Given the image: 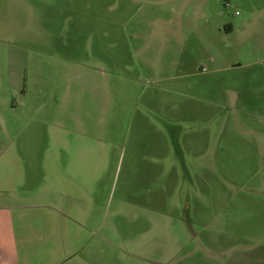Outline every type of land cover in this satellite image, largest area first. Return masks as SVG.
<instances>
[{
	"label": "rangeland",
	"instance_id": "rangeland-1",
	"mask_svg": "<svg viewBox=\"0 0 264 264\" xmlns=\"http://www.w3.org/2000/svg\"><path fill=\"white\" fill-rule=\"evenodd\" d=\"M232 21L264 0H0V170L53 213L84 181L62 264H264V38L216 74L193 30Z\"/></svg>",
	"mask_w": 264,
	"mask_h": 264
},
{
	"label": "crops",
	"instance_id": "crops-1",
	"mask_svg": "<svg viewBox=\"0 0 264 264\" xmlns=\"http://www.w3.org/2000/svg\"><path fill=\"white\" fill-rule=\"evenodd\" d=\"M195 15H199V12ZM193 30L202 43L213 48V52L206 51L204 56L207 54L206 58L211 60L216 74L241 69V60L250 54L247 48L249 42L264 38V25L246 21L221 25L204 23L194 25ZM204 56L202 54V60ZM200 90L203 87L199 85ZM226 91V87L220 89L218 102L230 107L233 100ZM84 171L66 170V174L78 172L83 175ZM43 175V170H0V264H62V260L75 259L80 254L98 250L82 248L87 243L85 236L89 233L87 225L90 221L85 210L88 204H85V197L80 192L84 186L83 179L76 185L79 190H75L79 203L70 204L81 213L76 217L68 204L69 200L74 199L67 198L62 213H53L51 209L56 206L51 204L52 201L43 202L49 194L35 192L31 188V182L41 180ZM65 181L69 187L76 184L70 182L68 177ZM24 185L28 189L23 190ZM83 264H86L85 261Z\"/></svg>",
	"mask_w": 264,
	"mask_h": 264
}]
</instances>
